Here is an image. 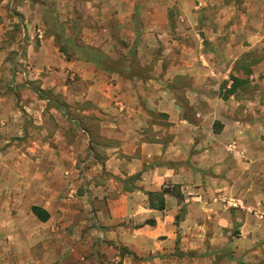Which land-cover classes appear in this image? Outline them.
Wrapping results in <instances>:
<instances>
[{"label":"crops","instance_id":"obj_1","mask_svg":"<svg viewBox=\"0 0 264 264\" xmlns=\"http://www.w3.org/2000/svg\"><path fill=\"white\" fill-rule=\"evenodd\" d=\"M244 5L249 11L241 24L236 26L232 20L221 24L229 27L223 40L216 33L208 39L199 34L194 14L183 20L193 25V32L188 33L194 35L195 48L192 51L181 44L180 54L174 57L190 55L194 66L178 65L172 72L175 82L159 83L154 79L133 82L120 73L102 71L87 61L73 64L62 61L52 47V39L41 37L40 49L29 51V64L35 66L36 77L41 76L43 80L41 90L59 89V80H56L64 75L72 82L79 79L86 85L80 93L69 91V96L85 97V101L98 109V132L94 138L99 142L94 152L100 161L93 169L109 173L111 181L99 183V178H95L89 182L94 197L89 195L83 200L89 211L80 213L82 226L65 227L58 234H50L46 228L45 233L37 231L39 235H48L50 241L43 246L39 242V251L23 264L263 262L262 240L258 238L255 243L254 236L264 234V221L258 226L242 217L240 230L245 237L242 240L246 241L235 245L214 241L211 236L202 240L203 227L193 224L194 219L204 217V207L199 204L210 197L204 194L206 187H210L207 190L212 200L235 189L242 198L249 197L248 202L252 201L251 188L256 187L260 190L254 193L255 197L264 203V0H245ZM196 37L200 42L197 43ZM207 41L210 44L222 41L223 57L235 56V61L251 50L258 51L260 61L252 70L257 79L253 85L254 99L239 98L237 88L235 93L230 92L233 87L230 74L235 72L212 63L216 52L203 50ZM5 59L0 54V109L7 99L5 77L10 71ZM59 63L61 71L57 72ZM43 73L46 77L42 79ZM199 74L213 75L219 82L206 85L198 83L197 78L191 80ZM112 79L116 82L109 84ZM182 79L190 82L182 84L179 81ZM9 122L18 123L17 128L20 126L19 117L1 116L0 135L6 136L9 132ZM87 122L85 116L71 118L65 131H56L71 140L63 148L71 160V169L78 156L87 153V146L73 142L82 137L88 143L91 136L85 128ZM235 138L243 144L240 150L232 146ZM0 142L6 143V140L0 138ZM165 185L169 187L165 209H151L147 194L162 193ZM175 189L182 197L173 194ZM217 204H211L207 210L209 218L221 222L227 231L232 225L233 211ZM34 206L48 212L50 218L41 222L31 212L32 217L54 231V200H41ZM258 217L264 219V212ZM221 255L225 257L220 259Z\"/></svg>","mask_w":264,"mask_h":264},{"label":"rangeland","instance_id":"obj_2","mask_svg":"<svg viewBox=\"0 0 264 264\" xmlns=\"http://www.w3.org/2000/svg\"><path fill=\"white\" fill-rule=\"evenodd\" d=\"M244 2L245 0H0V54L6 56L4 62L10 68L5 77L4 95L7 99L0 109V118H20L19 128L16 127L18 123L10 121L9 132L6 136L0 135L2 140H6V143L0 142V264H23L30 255L38 252L39 242L43 246L50 241L48 235H39V230L45 233L47 229L50 234H58L65 227L82 226L83 218L80 213L89 211L83 200H87L89 195L94 197L89 182H93L95 178H99V183L111 181L109 173L93 169L98 161L94 152L99 142L94 138L98 132V109L90 101H85V97L74 99L69 96V91L80 93L86 85L83 86L79 79L74 80L77 83L72 82L64 75L56 80H59V89L41 90L43 80L41 76L36 77L35 66L29 64V51H38L42 38L52 39V47L58 51V57L62 61L71 64L87 61L102 71L120 73L133 82L150 79L159 83L175 82L172 72L178 65H193L190 55L174 57L180 54L181 44L192 51L195 48L194 35L188 33L193 30V25L191 22L183 23V20L192 18L194 14L199 23L195 28L196 31L199 30V34L202 33L208 39L216 33L223 40L229 27L221 24L224 20H232L236 26L241 24L249 11ZM196 40L197 43L200 42L197 37ZM61 47L66 55L60 52ZM89 50H93L92 55L97 60L98 56L102 58L99 64L87 59V56H92ZM203 50L216 52L212 63L234 70L235 73H231L230 77L239 80V98L254 99L256 89L253 85L257 79L252 75V70L260 61L257 50L249 51L237 61L235 56L228 59L223 57L225 45L222 41L215 44L207 41ZM56 71H61V63L57 65ZM43 77H46L45 73L42 74V79ZM191 78H197L198 83L206 85L219 82V79L210 74H199ZM179 81L187 84L190 79ZM108 82L114 84L116 81L112 79ZM66 86L70 88L64 89ZM83 111L86 113L83 114ZM82 116L89 121L85 128L90 131L91 137L87 139V144L82 137L73 141L75 145L87 146V153L78 156V161L71 169L69 155L64 152L67 141L71 140H66L62 133L56 134V131H65L69 119ZM102 144L106 145L105 142ZM242 145L239 139L232 144L239 150ZM207 189L210 187L204 189V194L210 197L199 204L204 207V217L193 221V224L203 227L200 231L202 240L211 236L220 243L241 244V240L245 239L240 230L242 217L247 221L252 220L258 226L262 225L264 219L258 216H263L264 203L257 200L254 194L260 189L251 188L252 201L249 202V197L242 198L235 189L212 200ZM167 190L163 188V191ZM178 192L180 191L175 189L173 194L182 197ZM50 198L56 203L52 220L54 231L51 226H42L32 217L30 210L33 204ZM213 203H220L233 211L232 225L227 231L221 222L209 218L207 210ZM258 238L264 246V234H255V243ZM248 240H252L251 237ZM224 257L221 255L220 259ZM262 258L263 262L260 264H264V256Z\"/></svg>","mask_w":264,"mask_h":264},{"label":"trees","instance_id":"obj_3","mask_svg":"<svg viewBox=\"0 0 264 264\" xmlns=\"http://www.w3.org/2000/svg\"><path fill=\"white\" fill-rule=\"evenodd\" d=\"M87 51V50H86ZM60 52L63 55H66V51L64 50V48H60ZM89 52L92 55L93 50H89ZM95 54H98L97 52ZM98 60L96 58L92 56H87V59L92 61L95 64H99V62L101 61V57L98 56ZM233 81V87L232 90L230 91L231 93H235L236 88H237V83L239 82V80L237 78H232ZM167 191H163L162 193H148L147 196L149 198V205L151 209H155V210H159L162 211L165 209V195L167 194ZM31 212L32 214L41 222H47L50 218L48 212H46L45 210L39 208V207H32L31 208Z\"/></svg>","mask_w":264,"mask_h":264},{"label":"built area","instance_id":"obj_4","mask_svg":"<svg viewBox=\"0 0 264 264\" xmlns=\"http://www.w3.org/2000/svg\"><path fill=\"white\" fill-rule=\"evenodd\" d=\"M169 187L167 185L164 186V189H168Z\"/></svg>","mask_w":264,"mask_h":264}]
</instances>
